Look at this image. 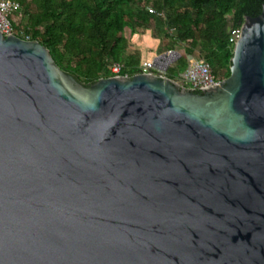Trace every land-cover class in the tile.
<instances>
[{
  "label": "water",
  "instance_id": "95a60500",
  "mask_svg": "<svg viewBox=\"0 0 264 264\" xmlns=\"http://www.w3.org/2000/svg\"><path fill=\"white\" fill-rule=\"evenodd\" d=\"M202 90L0 31V264H264V3Z\"/></svg>",
  "mask_w": 264,
  "mask_h": 264
},
{
  "label": "trees",
  "instance_id": "16d2710c",
  "mask_svg": "<svg viewBox=\"0 0 264 264\" xmlns=\"http://www.w3.org/2000/svg\"><path fill=\"white\" fill-rule=\"evenodd\" d=\"M18 1L26 19L22 28L29 39L45 45L55 62L85 85L113 76L111 62L123 64L120 75L141 72L140 50L131 45L129 37L147 29L161 39V51L177 50L181 54L175 65L168 68V77L185 71L191 56L208 61L214 74L224 79L230 75L233 56L231 29L240 27L245 16L258 15L264 3V0ZM15 28L19 30L21 23Z\"/></svg>",
  "mask_w": 264,
  "mask_h": 264
},
{
  "label": "built area",
  "instance_id": "2783aa9c",
  "mask_svg": "<svg viewBox=\"0 0 264 264\" xmlns=\"http://www.w3.org/2000/svg\"><path fill=\"white\" fill-rule=\"evenodd\" d=\"M149 12H154L152 7H147ZM22 7L18 0H0V31L8 36L10 34H19L23 38L29 39V36L24 32L23 26L16 31L15 26L20 25L16 22L17 17H22ZM241 35V26L234 27L230 31L229 41L234 44ZM167 55L172 54V50L167 51ZM156 57L154 59L145 60L140 63L141 72L152 73L153 75L159 76L161 78L168 77L165 67L169 64L171 67L173 62H177L179 58L175 55L173 57L167 58V56H161L158 54V63L156 64ZM189 60V59H188ZM110 70L113 75H120L123 68V64L119 62H111L109 64ZM127 75V74H126ZM128 76V75H127ZM170 78V77H169ZM173 83H175L179 88H184L191 91H203L202 88L212 85H217L222 80L217 77L210 65V63L204 59L191 58L189 60L188 67L182 73L170 78Z\"/></svg>",
  "mask_w": 264,
  "mask_h": 264
},
{
  "label": "crops",
  "instance_id": "0c3cea01",
  "mask_svg": "<svg viewBox=\"0 0 264 264\" xmlns=\"http://www.w3.org/2000/svg\"><path fill=\"white\" fill-rule=\"evenodd\" d=\"M149 36V38L145 39L144 36ZM138 37V39H134V37ZM134 37H130V43L132 46H135L140 50V63H142L145 60L154 59V57L158 54L167 52L168 50L161 51V39L155 38L153 36L152 29H147L146 33L140 34L135 33ZM189 60L191 58H188Z\"/></svg>",
  "mask_w": 264,
  "mask_h": 264
},
{
  "label": "rangeland",
  "instance_id": "374dc122",
  "mask_svg": "<svg viewBox=\"0 0 264 264\" xmlns=\"http://www.w3.org/2000/svg\"><path fill=\"white\" fill-rule=\"evenodd\" d=\"M16 22L21 23V26H22V25H25L26 19H25V17L22 15V17H21V16H20V17H17ZM146 31H147V30H146ZM145 33H146V32H145ZM125 34H126V35H129V31L126 30V31H125ZM134 34H135V33H133L132 35H130V37H131V38L134 37ZM143 34H144V33H143ZM130 37H129V38H130ZM131 38H130V39H131ZM144 38L147 39V38H149V36H148V35H147V36H144ZM136 39H138V37H137ZM136 39H135V40H136ZM162 50H163V49H162ZM189 58H194V57H191V56H190ZM175 63H176V62H173L171 65L174 66Z\"/></svg>",
  "mask_w": 264,
  "mask_h": 264
}]
</instances>
